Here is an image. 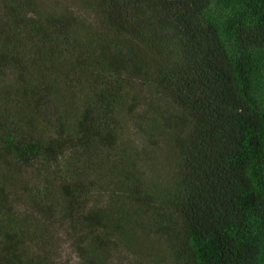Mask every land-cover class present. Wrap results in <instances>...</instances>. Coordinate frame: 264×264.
Instances as JSON below:
<instances>
[{"label": "trees", "instance_id": "obj_1", "mask_svg": "<svg viewBox=\"0 0 264 264\" xmlns=\"http://www.w3.org/2000/svg\"><path fill=\"white\" fill-rule=\"evenodd\" d=\"M0 264H264V0H0Z\"/></svg>", "mask_w": 264, "mask_h": 264}, {"label": "rangeland", "instance_id": "obj_2", "mask_svg": "<svg viewBox=\"0 0 264 264\" xmlns=\"http://www.w3.org/2000/svg\"><path fill=\"white\" fill-rule=\"evenodd\" d=\"M63 255L69 259L73 257V252L71 251V249L67 245L64 247V254Z\"/></svg>", "mask_w": 264, "mask_h": 264}]
</instances>
